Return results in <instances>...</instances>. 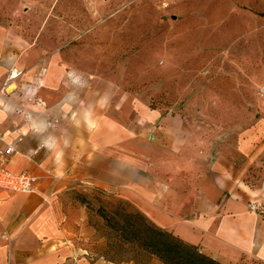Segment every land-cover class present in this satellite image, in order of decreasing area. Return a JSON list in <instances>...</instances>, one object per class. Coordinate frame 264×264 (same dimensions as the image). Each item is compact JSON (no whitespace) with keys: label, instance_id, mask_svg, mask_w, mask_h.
<instances>
[{"label":"crops","instance_id":"crops-1","mask_svg":"<svg viewBox=\"0 0 264 264\" xmlns=\"http://www.w3.org/2000/svg\"><path fill=\"white\" fill-rule=\"evenodd\" d=\"M12 38L0 26V89L12 67L21 84L47 74L44 105L27 104L21 84L0 105V149L23 135L7 169L38 178L34 193L0 189V264H113L81 248L87 207L78 197L98 191L210 257L264 264V215L249 206L264 188V128L199 130L112 80L71 77Z\"/></svg>","mask_w":264,"mask_h":264},{"label":"rangeland","instance_id":"rangeland-1","mask_svg":"<svg viewBox=\"0 0 264 264\" xmlns=\"http://www.w3.org/2000/svg\"><path fill=\"white\" fill-rule=\"evenodd\" d=\"M165 1L0 0V26L64 63L71 77L112 80L199 130L264 128V0ZM78 200L90 204L80 243L92 261L163 264L117 242L97 213L126 201L99 191Z\"/></svg>","mask_w":264,"mask_h":264},{"label":"trees","instance_id":"trees-1","mask_svg":"<svg viewBox=\"0 0 264 264\" xmlns=\"http://www.w3.org/2000/svg\"><path fill=\"white\" fill-rule=\"evenodd\" d=\"M83 203L89 202L86 200ZM128 208L127 202L120 201L101 205L97 210L121 245L128 244L133 252L141 251L163 264H220L198 247L183 242L166 230L156 228L141 212L129 211Z\"/></svg>","mask_w":264,"mask_h":264},{"label":"built area","instance_id":"built-area-1","mask_svg":"<svg viewBox=\"0 0 264 264\" xmlns=\"http://www.w3.org/2000/svg\"><path fill=\"white\" fill-rule=\"evenodd\" d=\"M161 2L166 5L165 0H161ZM46 74L47 70L43 69L36 75L35 81L21 84L23 71L17 67H12L8 73L6 82L0 89V105L3 99L10 94L9 89L12 86H16L17 88L20 84L27 104L44 105L43 101L39 97V91L43 85V80L46 77ZM56 123L57 121L54 123L50 122L48 125L53 126ZM22 141L23 135L20 134L15 143L8 145L5 149H0V189L11 192L34 193L38 185L37 177L28 172L14 174L7 169V163L9 162L11 156L17 152L18 145ZM249 206L254 212L264 215V188L261 196L253 200ZM3 238H5V235Z\"/></svg>","mask_w":264,"mask_h":264}]
</instances>
